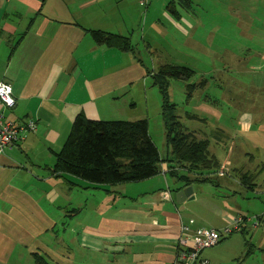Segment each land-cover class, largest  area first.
Returning <instances> with one entry per match:
<instances>
[{"label": "crops", "instance_id": "1", "mask_svg": "<svg viewBox=\"0 0 264 264\" xmlns=\"http://www.w3.org/2000/svg\"><path fill=\"white\" fill-rule=\"evenodd\" d=\"M141 1L0 0V81L15 97L5 115L36 123L0 154V264H36L35 255L46 264H173L181 224L219 229L235 216L246 218L237 233L201 257L208 264H264V190L256 182L264 165L226 167L216 156L219 168L187 171L200 181L186 185L169 175L166 157L154 176L114 185L53 172L79 114L149 123L151 99L161 114L154 70L182 58L222 59L216 6ZM93 30L127 37L132 51L96 42ZM253 56L264 60V51ZM181 66L204 79L211 72ZM188 185L193 197L178 202L176 193Z\"/></svg>", "mask_w": 264, "mask_h": 264}, {"label": "rangeland", "instance_id": "2", "mask_svg": "<svg viewBox=\"0 0 264 264\" xmlns=\"http://www.w3.org/2000/svg\"><path fill=\"white\" fill-rule=\"evenodd\" d=\"M202 3L217 7V18L224 28L218 35L222 59L216 57L201 62L182 58L181 62H176L195 70L205 67L211 72L205 87L193 90L189 99L185 91L187 84H198L204 77L193 72L190 79L170 80L168 92L176 104L171 113L177 115L187 130L193 133L200 130L202 135L198 137L209 139L210 151L223 165L254 171L264 165V71L259 70L264 66L259 65L264 60L253 56L255 52L264 51V0H202ZM193 4H196V0H193ZM208 12L211 13V10ZM236 49L239 51L237 61L234 60ZM159 107L151 99L149 133L161 157L165 158L168 148ZM188 114L196 118H187ZM218 114L220 119L217 118ZM243 117H250L249 125L243 123ZM218 129L223 132L216 136ZM256 182L257 191L264 190V169Z\"/></svg>", "mask_w": 264, "mask_h": 264}, {"label": "trees", "instance_id": "3", "mask_svg": "<svg viewBox=\"0 0 264 264\" xmlns=\"http://www.w3.org/2000/svg\"><path fill=\"white\" fill-rule=\"evenodd\" d=\"M177 1L182 6H190V0ZM91 36L108 47L121 51L133 49L129 39L120 34L93 30ZM193 74V70L172 63L159 66L151 74L153 85L161 96V119L168 148L166 160L161 158L149 135L147 119L102 121L90 120L79 114L56 153L53 172L68 174L92 185H114L150 178L160 171V164L165 160L174 163L168 170L169 175L186 185L200 179H191L187 172H179L183 167L194 172L219 168L218 158L210 151L209 139L187 130L177 115L171 113L176 104L169 96L170 80L190 79ZM206 82L205 78L198 84H187L186 98L191 97L193 90L203 89ZM187 118L196 116L188 114ZM248 176V173L242 174L245 180ZM35 262L46 264L38 255H35Z\"/></svg>", "mask_w": 264, "mask_h": 264}, {"label": "built area", "instance_id": "4", "mask_svg": "<svg viewBox=\"0 0 264 264\" xmlns=\"http://www.w3.org/2000/svg\"><path fill=\"white\" fill-rule=\"evenodd\" d=\"M146 4V0L140 2ZM15 106V97L10 84L0 81V154L22 138V135L36 129L33 119L22 122H14L9 119L5 112ZM244 216H235L225 226L215 228L190 229L187 225L181 224V232L184 234L179 241L176 258L173 264H208V261L201 257V252L217 245L224 237L237 231Z\"/></svg>", "mask_w": 264, "mask_h": 264}, {"label": "water", "instance_id": "5", "mask_svg": "<svg viewBox=\"0 0 264 264\" xmlns=\"http://www.w3.org/2000/svg\"><path fill=\"white\" fill-rule=\"evenodd\" d=\"M192 198V187L190 185L183 187L176 193V200L178 202L183 201L185 198Z\"/></svg>", "mask_w": 264, "mask_h": 264}]
</instances>
